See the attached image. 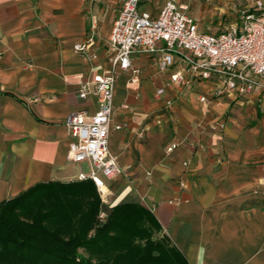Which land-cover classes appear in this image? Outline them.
<instances>
[{
    "label": "crops",
    "instance_id": "obj_1",
    "mask_svg": "<svg viewBox=\"0 0 264 264\" xmlns=\"http://www.w3.org/2000/svg\"><path fill=\"white\" fill-rule=\"evenodd\" d=\"M167 0H142L153 17ZM201 31L220 34L257 0H176ZM264 3V0H260ZM125 0H0V203L48 182L80 181L88 162L68 160L66 118L95 113L81 82L110 68L109 38ZM229 22V23H228ZM227 26V27H226ZM88 44L83 52L76 45ZM159 54H136L119 74L110 152L121 174L105 178L100 215L138 204L188 264H264V90L201 102L215 85L168 86ZM190 80V75L186 74ZM164 88L165 94L157 95ZM127 105L128 109H123ZM223 121V130L213 124ZM182 142L171 154L166 148Z\"/></svg>",
    "mask_w": 264,
    "mask_h": 264
},
{
    "label": "built area",
    "instance_id": "obj_2",
    "mask_svg": "<svg viewBox=\"0 0 264 264\" xmlns=\"http://www.w3.org/2000/svg\"><path fill=\"white\" fill-rule=\"evenodd\" d=\"M142 0H125L111 30L109 50L110 68L94 74L81 82L78 98L94 100L95 113L80 110L65 120L71 142L68 160L73 164L88 162L90 173H80V181L91 180L103 195L105 178L121 174L119 158L109 149L115 106V87L121 72L131 71V82H138L140 70L132 67L136 54H159L158 68L168 72L175 67V58L185 65L171 75L168 86L189 85L193 80L207 81L215 85L213 94L202 96L201 102L223 97L246 98L257 88L264 90V3L257 0L252 9L242 12L240 22L221 32L211 34L199 29L189 16L188 5L167 0L153 17L140 9ZM89 45H76V52L85 51ZM186 74L191 79H186ZM165 89L157 91L158 96ZM127 105L123 109H128ZM225 124H213L223 130ZM182 142H173L166 152L171 154ZM100 220L105 217L100 215Z\"/></svg>",
    "mask_w": 264,
    "mask_h": 264
},
{
    "label": "trees",
    "instance_id": "obj_3",
    "mask_svg": "<svg viewBox=\"0 0 264 264\" xmlns=\"http://www.w3.org/2000/svg\"><path fill=\"white\" fill-rule=\"evenodd\" d=\"M91 180L37 184L0 203V264H188L138 204L100 220ZM83 251V253L81 252Z\"/></svg>",
    "mask_w": 264,
    "mask_h": 264
},
{
    "label": "rangeland",
    "instance_id": "obj_4",
    "mask_svg": "<svg viewBox=\"0 0 264 264\" xmlns=\"http://www.w3.org/2000/svg\"><path fill=\"white\" fill-rule=\"evenodd\" d=\"M245 9H243L240 13H239V16L242 14V12H244ZM229 23V22H228ZM227 27V26H226ZM221 31H225V28H222ZM101 214V213H100ZM100 216V215H99ZM100 218V217H99ZM154 239H156V237L154 236ZM83 253V251H81Z\"/></svg>",
    "mask_w": 264,
    "mask_h": 264
}]
</instances>
